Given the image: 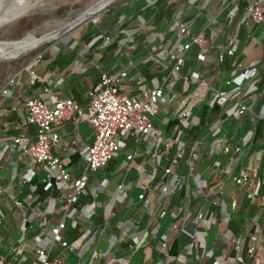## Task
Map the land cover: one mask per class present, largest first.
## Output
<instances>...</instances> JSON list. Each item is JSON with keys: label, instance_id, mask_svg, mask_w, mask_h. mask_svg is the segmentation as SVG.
Segmentation results:
<instances>
[{"label": "built area", "instance_id": "1", "mask_svg": "<svg viewBox=\"0 0 264 264\" xmlns=\"http://www.w3.org/2000/svg\"><path fill=\"white\" fill-rule=\"evenodd\" d=\"M159 1L129 0L119 9L140 4L136 9L143 14ZM184 2L181 8L167 14L170 19L164 20L171 33L168 37L166 32L165 36L148 32L147 24L132 22L135 16H123L113 34L106 29L99 31L81 52V55L90 53L98 42L101 47L108 46L114 35L120 36L118 56L124 50L134 51L138 43L144 44L149 51L142 63L159 66L170 74L164 76L161 83L151 87L137 82L141 74L132 75L135 68L132 62L112 72L97 64L98 79L89 93L86 108L72 98L53 101L50 83L40 96L24 100L25 122L16 125L22 131L10 138V146L19 152L17 161L24 168L19 176H12L11 188L0 186V196L9 194L14 208L26 209L29 214L17 243L5 255H0V264H29L27 257L21 254V248L37 218L43 221L47 216V209L40 207L42 200L38 188L31 182L38 175L36 167L43 173L41 181L46 189L52 190L56 184L63 201L60 220L34 244L38 264H68L62 254L65 250L82 259L101 235L93 226L98 211L108 220L118 205L128 201L135 187L142 189L137 203L150 216V233L161 250L170 251V233L194 225L192 239L184 247L182 261L185 262L195 249L198 226L214 219L224 225L221 239L225 248L223 255L212 256L211 264H264L261 240L264 171L258 175L259 169L254 163L258 146L263 147L260 153L264 159V141L256 143L258 130L264 138V0ZM187 12L193 15L187 16ZM99 20L95 18L91 22L96 26ZM79 44V40L73 38L68 47L73 50ZM226 57L235 59L229 72L221 69ZM42 61L43 54L26 68L33 83L37 81L33 69ZM188 61L190 65L199 63V69L189 67L185 70ZM21 74L22 71L15 74L0 88V104L12 96L11 88L16 86ZM222 74L228 76L223 80L227 87L224 91L205 78V75H212L219 79ZM133 83H137L135 96H131ZM215 106L224 107L227 116L205 124L198 137L192 139L188 132L200 120L194 122V112ZM164 113L166 116L161 117ZM69 121L75 125L86 122L93 130L92 144L81 152L84 168L78 176H73L62 159L53 153L59 144L56 129ZM172 121H176L180 129L174 130V136H167L164 129ZM29 130H33L32 135L25 132ZM142 143L148 151L147 157L140 151ZM132 144L135 149L128 153ZM137 159H143L142 165L150 169L144 184L140 182L144 177L143 167L136 163ZM163 159L166 160L164 166L160 162ZM199 162L206 163L209 184L194 181L191 189L189 178L195 179ZM110 164L119 180L108 201L103 202L101 195L108 185L106 178H101L98 185L91 188L90 177L99 170L108 169ZM15 180L28 186V198L16 195L12 189ZM227 180L234 183L247 201L257 202L259 208L246 218L238 233L231 229L240 207L238 200L226 201L220 193ZM189 191L200 199L193 217L188 202ZM182 192L185 195L180 199ZM152 195H156L158 203L156 213L150 205ZM174 195L179 204L169 211L165 204ZM83 198L87 200L83 202ZM168 216L173 217V221L168 230L161 233L162 221ZM68 220H72L73 227L78 221L88 226L75 244L64 238ZM125 225L137 243L145 229L137 222H126ZM56 248L60 249L58 253H55ZM76 264L83 263L78 261Z\"/></svg>", "mask_w": 264, "mask_h": 264}, {"label": "crops", "instance_id": "2", "mask_svg": "<svg viewBox=\"0 0 264 264\" xmlns=\"http://www.w3.org/2000/svg\"><path fill=\"white\" fill-rule=\"evenodd\" d=\"M130 7L131 6H129V8ZM186 15L191 16L193 13L187 12ZM124 16H135L132 22L138 21L140 24H147L148 32H155L161 36H165V32L166 36L171 34L169 32L168 24L164 21L165 19H170L169 15L168 17L166 15L163 21L154 24L153 21H151V15L149 16L147 13L140 14L137 12V9L132 6L131 9L124 13ZM201 24L202 21L198 22L196 26L199 27ZM79 43H81V39L79 40ZM85 45L78 49V53L69 64H63L62 66L57 65L53 69L50 68V64L56 59L59 53H69L74 50L70 47L60 48L59 51L53 54L50 58L47 57L43 59L42 63L33 69L37 75L38 82H31L29 72L27 70L22 71L21 76L17 80L16 86H12L11 88L12 96L5 99L0 104V186L10 187L12 176L15 174L19 176L24 168V165L19 164L17 161L19 152L10 146V138L11 136H17L22 131L21 129H18L16 125H22L25 122L23 106L25 99L40 96L43 88L50 83V97L53 101L72 98L83 108L88 106L89 93L97 82L98 71L95 69L97 64L93 53L90 52L81 55ZM148 51L149 48L146 45L138 43L134 51L124 50L122 55H115L114 60L104 69L111 72L118 71L128 63L132 62L135 65L132 75L135 73L141 74V78H139L137 82H142L152 87L158 82L161 83L163 77L170 74L167 73L168 71L165 72L162 70L159 66L142 63V60L147 55ZM189 67L198 70L200 64L192 63L190 65V62L188 61L185 70ZM227 77L228 76L225 74H222L219 79L212 75H205V78L208 79V82L211 83V85L214 87L216 86L222 91L227 90V87L223 83V80ZM178 88L179 87H176L177 91H179ZM136 89L137 83H133L131 96L136 95ZM163 116H166V114L164 113L161 115V117ZM199 116L200 112H194V122H198L200 119ZM167 129L168 127H165V134L167 136H174L175 131H167ZM229 130L232 131L230 128ZM25 132L29 135L33 134V130ZM56 132L59 136V144L53 150V153L62 159L73 176H78L83 171L84 167L81 152L93 142L92 128L86 122H81L78 125H75L74 122L69 121L56 129ZM144 145L145 143H142L140 151H142L145 157H147L148 151L145 149ZM134 149L135 148L132 144V146L127 149V152L130 153ZM255 154L254 163L258 166L259 171L257 173L260 175V172L264 171V159H262L261 153H259L257 157ZM204 159L207 162L206 155H204ZM142 160L143 159H137L136 163L143 167L141 173L144 177L141 178L140 182L144 184L145 177L150 169L149 167H144L142 165ZM160 162L162 166L166 164L165 159ZM111 167H113V164L108 169L100 170L99 176L96 175V173H98L96 172L90 177L91 188L98 185L101 178H106L108 185L101 195V200L103 202L108 201V198L111 196V193L114 191L119 180L118 174L115 173L114 169L111 170ZM183 167L181 171H183ZM197 168L195 179L189 178V187L191 189L194 185V181L202 184L209 182L206 163L199 162ZM35 169L41 179L43 173L39 168L36 167ZM52 188V190L57 193L56 198L51 194H46L44 199L40 202V207H45L47 209L45 220L42 221L37 218L34 228L29 233L26 244L21 248V254L27 257L29 264H38V260L35 256L34 244L38 242L41 235H47L51 227L56 225L60 220L61 209L63 206L62 193L59 191L56 184H53ZM12 189L19 198L24 199L29 197L30 193L28 191V186L20 183L18 180L13 182ZM141 192V188L135 187L130 193L128 201L123 205H118L114 209L113 216L108 220L105 217V220L100 222V216L102 214L101 211H98L97 221L93 226L101 233L99 240H97L95 245L92 246L82 259H78L76 254L70 250L63 251L62 254L66 259V262L68 264H76L78 261H81L83 264H200V262L211 264L213 257L224 254L225 243L221 239L224 225H219L214 219H210L207 223L198 226V236L195 249L185 262L182 261V256L185 255L184 247L192 239V232L195 228L194 225H189L185 229L177 231L176 233H170L171 243L174 244L177 242L178 244V253L176 256L161 250L159 243L150 237V216L145 213L143 207L137 203V196ZM220 193L226 201H230L233 198L238 200L240 206L238 212L242 210L247 201L242 192L231 180L225 181L220 188ZM86 200L87 199L85 198L82 199L83 202ZM199 200L200 199L194 192H188V202L192 217L195 214ZM150 205L152 212L156 213L158 209L156 195L150 197ZM174 206L172 197H170L166 201L165 208L170 211L171 209H174ZM27 214L29 213L26 212V209L14 208L9 194L4 193L0 196V255H5L10 247L15 245L19 240ZM172 221L173 217L171 216H168L163 220L160 232L165 233ZM69 222L72 225V220H68V223ZM126 222H137L140 227L145 229L137 243L130 237L131 231L125 225ZM163 223L166 225V229H162ZM87 227L88 226L85 225V228ZM261 240L264 247V216ZM76 241L77 240L69 242L75 244ZM77 246H79V244L75 247ZM55 250V253H58L60 249L56 248Z\"/></svg>", "mask_w": 264, "mask_h": 264}, {"label": "rangeland", "instance_id": "3", "mask_svg": "<svg viewBox=\"0 0 264 264\" xmlns=\"http://www.w3.org/2000/svg\"><path fill=\"white\" fill-rule=\"evenodd\" d=\"M98 1L99 0H25L22 5L15 9V11L7 13L0 20V42H9L0 45L7 47L16 44L11 42L22 39L27 34L29 35L30 32L38 35L37 37L46 36V38H49V35L55 32L59 25L66 21L78 18L81 13H84L91 7L95 6ZM127 1L128 0H117L93 18L79 24L72 30H69L60 39L45 44L38 49L25 54L18 60H0V68L3 65H8L6 67L7 74L5 75V79L0 81V88L15 74L27 70L26 68L39 55L43 54V59H45V57L50 58L56 53L57 49L68 47V43L71 39L75 38L80 40V37L85 35V29L87 26L92 24L91 21L93 19H101V17L107 14L111 8L119 9L122 4ZM138 6H140V4L134 5L135 8ZM129 9H131V7H123L122 12L125 13ZM124 21H128V19L125 18ZM92 25L95 27L94 24ZM0 71L3 73L2 70ZM119 161L120 159L118 160V163ZM99 171L96 173L97 176H99ZM162 229H166L164 223Z\"/></svg>", "mask_w": 264, "mask_h": 264}, {"label": "trees", "instance_id": "4", "mask_svg": "<svg viewBox=\"0 0 264 264\" xmlns=\"http://www.w3.org/2000/svg\"><path fill=\"white\" fill-rule=\"evenodd\" d=\"M129 1V0H128ZM184 0H160L158 4L151 10H148L144 13L149 14V16H153L152 21L154 24L161 22L164 20L165 16L169 14V12L172 9H179L184 5ZM143 13V14H144ZM124 13L122 12V9H114L111 8L107 12V14L103 15L101 19L98 21L97 25L94 27L92 24H89L87 28L85 29V35L81 36V43L78 47H76L73 51L69 53H59L56 57V59L50 64V68H54L55 66H62L63 64H69L73 60V58L78 53V49L81 48L83 45L88 44L92 38L98 34L101 30H108L110 34H113L116 30L117 24L120 22V20L123 18ZM120 39L119 35H114L111 43L106 47H101L100 43L98 42L92 49L91 53L95 55V61L96 64L103 66L106 68V66L114 60V57L116 55V52L118 50V41ZM39 48V47H38ZM37 48V49H38ZM36 50V49H35ZM47 58V57H45ZM194 58V56H193ZM235 62V59L226 57L224 63L221 66L222 70H225L226 72H229L232 69V65ZM8 65L1 66L0 70L3 71L1 73L0 71V81L5 79L6 67ZM38 82V81H37ZM227 113L224 110V107L215 106L212 109H208L207 107L202 109L200 111V120L197 124H195L192 129L188 132L192 139H196L198 135L201 133L202 127L205 124H211L215 122L220 117H226ZM180 129L179 124L176 121H172L170 125L168 126L167 131ZM260 140H264L263 135L261 134V131H257V139L256 143ZM262 146H258L256 148V157L259 155ZM166 155H169V152H165ZM112 165V164H110ZM34 185L38 188V195L40 197V200L44 199L46 194H51L53 197L56 198L57 193L51 189H46V186L41 182V179L38 175H36L32 181ZM185 193L182 192V194L179 196L180 199L184 197ZM177 195L172 196V201L175 204H179ZM259 208L257 206V202H249L246 201L245 205L243 206L242 210L236 215H234L233 222L231 224V229L238 233L240 229L242 228L243 224L245 223V220L247 217L252 215L255 211H257ZM102 214V213H101ZM262 214L264 216V207H262ZM100 215V214H99ZM105 216L103 214L100 216V222L104 221ZM85 230V225L81 224L79 221L77 222L76 226L73 227L70 222H67V228L66 232L64 234V238L68 241H75L77 240ZM150 237L152 238V235L150 233ZM169 253L171 255L176 256L178 253V244L175 242L171 245Z\"/></svg>", "mask_w": 264, "mask_h": 264}, {"label": "bare ground", "instance_id": "5", "mask_svg": "<svg viewBox=\"0 0 264 264\" xmlns=\"http://www.w3.org/2000/svg\"><path fill=\"white\" fill-rule=\"evenodd\" d=\"M25 0H0V20L9 12L15 11L20 5L24 3ZM117 0H99L95 6L91 7L84 13H81V15L73 19L71 21H66L58 26V28L50 34L49 38H39L37 37L35 33H30L28 36L26 35L22 39L18 41H14L11 43H16L7 47H4L3 45H0V60H11L13 58H16L17 56H20L21 54H27L38 47H41L45 44H48L52 41L58 40L63 36V32L69 30L78 23H84L87 20L93 18L98 13L102 12L104 9L112 5ZM80 23V24H81ZM55 35V36H53ZM9 43L7 41L0 42V44ZM29 48V49H28ZM27 49V50H26Z\"/></svg>", "mask_w": 264, "mask_h": 264}, {"label": "water", "instance_id": "6", "mask_svg": "<svg viewBox=\"0 0 264 264\" xmlns=\"http://www.w3.org/2000/svg\"><path fill=\"white\" fill-rule=\"evenodd\" d=\"M80 23H81V22H80ZM80 23L76 24L73 28H75L76 26H78ZM73 28H72V29H73ZM69 30H71V28H70ZM69 30L63 32V35H64L65 33H67ZM24 55H25V54H21L20 56H17L16 58L11 59L10 61L18 60V59H20L21 57H23Z\"/></svg>", "mask_w": 264, "mask_h": 264}]
</instances>
